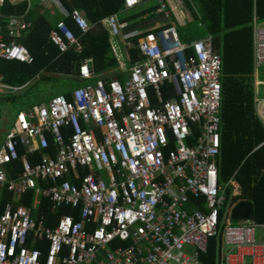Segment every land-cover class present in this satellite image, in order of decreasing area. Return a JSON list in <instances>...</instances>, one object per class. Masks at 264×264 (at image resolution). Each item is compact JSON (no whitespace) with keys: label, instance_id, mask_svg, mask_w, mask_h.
I'll return each instance as SVG.
<instances>
[{"label":"built area","instance_id":"2783aa9c","mask_svg":"<svg viewBox=\"0 0 264 264\" xmlns=\"http://www.w3.org/2000/svg\"><path fill=\"white\" fill-rule=\"evenodd\" d=\"M141 1L123 0V9ZM153 2L166 15L167 2L182 8L181 0ZM64 13L80 32L91 28L81 11ZM104 22L115 38L126 25L116 13ZM29 27L23 15L0 12V59L32 62L16 41ZM143 33L138 61L129 63L126 52L122 67L107 76L94 74L91 57H84L78 78L86 82L71 90L70 100L58 94L16 113L0 147V192L14 196L0 210V264H202L200 254L213 237L217 264H264V223H231L223 212L239 184L233 176L227 180V195L218 178L222 60L212 35L183 42L173 23ZM49 40L59 53L81 50L63 19ZM123 43L126 50L132 46ZM262 65L264 28L253 22L255 87L264 84L257 72ZM22 87L0 75V96ZM256 94L255 107L262 102ZM47 136L54 154L35 162L23 155L20 172L8 177L17 145L47 150ZM28 190L33 207L36 193L49 199L51 211L78 208V220L61 214L47 226L43 215L32 216L18 203ZM39 242H46L44 254L35 247Z\"/></svg>","mask_w":264,"mask_h":264},{"label":"trees","instance_id":"16d2710c","mask_svg":"<svg viewBox=\"0 0 264 264\" xmlns=\"http://www.w3.org/2000/svg\"><path fill=\"white\" fill-rule=\"evenodd\" d=\"M193 1L198 6L200 19L207 33L212 35L213 49L220 54L222 60L218 178L222 182L233 176L239 184V195L233 196L231 201L237 199L251 201L254 208L253 219L257 223H264V102L255 108L251 75L252 16L264 17V0ZM59 2L67 12L74 9L81 11L91 25L88 31L82 33L70 17H64L67 26L80 44L79 52L69 48L59 53L49 40V32L54 24L41 11L36 0H23L16 4L6 1L0 7L1 14L23 15L25 20L31 23L28 30L16 41L24 45L33 58L30 64L0 59V74L4 82L30 87L36 76L40 75L38 79L49 84L51 80L49 76L44 75L45 73L78 78V66L84 57H91L94 74L115 69L122 61L123 56L117 39L111 35L104 18L113 13H120L123 0H59ZM152 8L125 17L120 16L119 19L129 21L140 13L151 11ZM138 25V22H132L124 31ZM143 34L141 32L126 37V40L132 43L127 50L130 63L140 59L135 46L137 39ZM80 82L84 83V80L80 79ZM70 92L64 91L59 95L70 100ZM8 97L11 101L18 99L10 95ZM32 104L36 103L29 101L21 109H26ZM47 140L49 144L47 150L38 149L27 155L30 162L40 158L42 153L53 154L54 147L49 136ZM16 150L19 157L8 164V177L16 175L21 170L20 157L25 150L20 144ZM13 200V194L3 189L0 192V210L6 202ZM33 200L34 191L28 190L19 198L18 203L28 207L32 216L43 215L47 226H54L61 214H71L75 220L79 218L78 208L64 206L55 212L51 211L48 198L39 197L35 207L32 206ZM35 247L43 254L46 252V242H39ZM216 257L217 239L213 237L208 240L206 251L200 254V261L202 264H217Z\"/></svg>","mask_w":264,"mask_h":264},{"label":"rangeland","instance_id":"374dc122","mask_svg":"<svg viewBox=\"0 0 264 264\" xmlns=\"http://www.w3.org/2000/svg\"><path fill=\"white\" fill-rule=\"evenodd\" d=\"M153 2V1H152ZM151 1H149L147 4H152ZM146 4V5H147ZM141 5L137 6L136 9H140L143 6ZM184 8L186 9L187 16L182 17L178 14V8L174 6L173 3L168 2L167 3V11L169 13V17H165L164 13H156L155 11H146L145 14L148 17L147 21L148 24L154 25L158 23L165 22L167 20H171L173 24L175 25L176 32L178 34V37L180 41L183 42H192L198 38H202L207 35V31L205 28V25L203 21L200 19V14L198 11L197 4L190 0L188 2L184 3ZM143 16V14H142ZM253 17V22L258 27L264 28V17ZM147 23H144V25L139 23V28L146 27L148 25ZM148 25V27H150ZM122 50V49H121ZM123 59H125V54L122 53ZM125 65L128 66L127 61L125 60ZM119 67H122V64L119 62ZM258 78L260 80H264V65L258 68ZM45 76H49L50 83L47 84L45 82H42V80L38 79L40 75L36 76L34 79L35 82L32 86H24L20 90L16 91L15 93H12L10 96L17 97L18 99H15L11 101L10 97L3 95L0 96V147L3 144L5 135L7 134L10 126L12 125L13 118L15 117V114L23 108V105L28 104L30 102H34L36 104L45 103L50 95H58L61 92L64 91H71L73 88L77 87L78 85L83 84L82 82L79 83L78 78L72 77V76H64V75H54L50 73H45ZM33 82V81H32ZM31 82V83H32ZM28 87V88H27ZM257 97L264 102V84H259L257 87ZM26 94L27 97L24 95ZM54 96V95H53ZM29 97V99H28ZM28 108V107H27ZM223 186L225 185L227 188V195L228 192L232 190L230 185L227 184L228 181H219ZM37 195V196H36ZM40 197L38 194L35 193V199ZM239 201V199H237ZM230 202L229 200L226 201L225 206L223 208L224 216H229V208H230ZM231 223H237L238 221L229 220ZM260 235V230H256V237L258 238Z\"/></svg>","mask_w":264,"mask_h":264},{"label":"crops","instance_id":"0c3cea01","mask_svg":"<svg viewBox=\"0 0 264 264\" xmlns=\"http://www.w3.org/2000/svg\"><path fill=\"white\" fill-rule=\"evenodd\" d=\"M21 1H23V0H8V2L9 3H11V4H16V3H19V2H21ZM29 1V0H28ZM149 1H153V0H142L141 1V3L138 5V6H141V5H146ZM188 1H190V0H181V3H182V8H178L177 10H178V14L180 15V16H182V17H185V16H187V12H186V9L184 8V3L185 2H188ZM36 3H37V5H39L40 7L39 8H41V11L43 12V13H45V15L48 17V19L51 21V23L52 24H55L58 20H60V19H63L64 20V17H65V8L61 5V3L59 2V0H51L50 2H48V3H46V4H43L42 3V0H36ZM168 3V2H167ZM171 3H173V2H171ZM174 4V3H173ZM30 5V2L28 3V6ZM174 6H175V4H174ZM153 7V8H152ZM137 8V7H136ZM134 9V10H128V11H125L124 9H123V5H122V10H120V13H116V14H118V17L120 18V16L121 17H125V16H128V15H130V14H132V13H139L140 11H142V10H146V9H149V8H152V10L153 11H155L156 13H158L157 11H156V6L154 5V2H152V4H147L146 6H143L142 8H140V9ZM67 12V11H66ZM181 12V13H180ZM160 13H164V12H160ZM167 13H168V11H167ZM164 15H165V17H169V13H168V15H166L165 13H164ZM67 17V16H66ZM147 16H146V14L144 13L143 14V16H142V14L140 13L136 18H134V19H132V20H129V21H122V22H126V25L122 28V30H121V36H119L118 38H116L117 39V43L119 44V47H120V50H121V52L122 53H124V54H126V52H127V50H126V47L123 45L124 43L123 42H126L127 40H125V38L128 36V35H133V34H136V33H141V32H148V31H150L151 29H153V28H155V27H157L158 25H161V24H164V23H173L171 20H167V21H165V22H162V23H158V24H154V25H150V24H148V21H147ZM121 21V20H120ZM29 22V21H28ZM132 22H138V23H141L142 22V24L144 25V23H147L148 25H150V27H148V25L146 26V27H143V28H139L138 29V27H139V25H138V27H134V28H129V27H127V28H129V30H127V31H124L125 30V27L127 26V25H129V24H131ZM30 25H31V23H30ZM4 27V26H3ZM3 30V33H4V36H5V39H8L7 38V36H6V33H5V28H3L2 29ZM24 34V33H23ZM22 34V35H23ZM18 38V37H17ZM128 55V54H127ZM6 60V59H5ZM122 60H123V58H122ZM13 61V60H12ZM17 62V61H16ZM128 62L130 63V60H129V58H128ZM128 64V63H127ZM116 72H118V66L115 68V69H111V70H109V71H106V72H102V73H104V74H106L107 76H111V75H113V74H115ZM101 74V73H100ZM1 75V74H0ZM2 76V75H1ZM2 80H3V77H2ZM91 81V80H90ZM4 82V81H3ZM86 81H84V83H85ZM6 83V82H5ZM8 84V83H7ZM15 86V85H14ZM25 85H23V87H24ZM80 86V85H79ZM22 87V88H23ZM254 89H256L257 90V88L254 86V83H253V92H254ZM9 95H11V94H9ZM8 95V96H9ZM257 95V94H256ZM7 96V95H6ZM254 94H253V103H254ZM39 104V103H38ZM32 105H35V104H32ZM31 105V106H32ZM257 106V105H256ZM30 107V106H29ZM256 108V107H255ZM16 115V114H15ZM14 119V118H13ZM13 122V121H12ZM11 127V126H10ZM51 139V138H50ZM19 145V144H18ZM21 145V144H20ZM23 146V145H22ZM24 147V146H23ZM24 154L23 155H25L27 158H28V154H32L34 151H36V150H33V151H30V152H27L26 151V149H25V147H24ZM38 150V149H37ZM43 154V153H42ZM47 154H49V153H47ZM53 154H54V151H53ZM53 154H50V155H53ZM22 155V156H23ZM21 156V157H22ZM20 157V158H21ZM41 157V156H40ZM39 159V158H38ZM37 159V160H38ZM29 160V159H28ZM36 161V160H35ZM34 161V162H35ZM237 185H238V183L237 182H235ZM237 192H239V187H237ZM239 195V194H238ZM235 196V195H234ZM233 197V196H232ZM231 197V198H232ZM230 198V197H229ZM231 198L229 199V202H230V207L232 208L233 206H234V204L237 202V200L236 201H234V202H232L231 201ZM39 199V198H38ZM239 200H244V199H239ZM231 210V209H230Z\"/></svg>","mask_w":264,"mask_h":264},{"label":"water","instance_id":"95a60500","mask_svg":"<svg viewBox=\"0 0 264 264\" xmlns=\"http://www.w3.org/2000/svg\"><path fill=\"white\" fill-rule=\"evenodd\" d=\"M253 204L249 200H239L230 210V218L234 221L241 220H252L254 218L253 215Z\"/></svg>","mask_w":264,"mask_h":264}]
</instances>
